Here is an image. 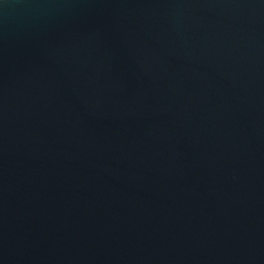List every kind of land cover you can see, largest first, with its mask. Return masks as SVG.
Returning <instances> with one entry per match:
<instances>
[{
  "label": "water",
  "instance_id": "1",
  "mask_svg": "<svg viewBox=\"0 0 264 264\" xmlns=\"http://www.w3.org/2000/svg\"><path fill=\"white\" fill-rule=\"evenodd\" d=\"M0 264H264V0H0Z\"/></svg>",
  "mask_w": 264,
  "mask_h": 264
}]
</instances>
